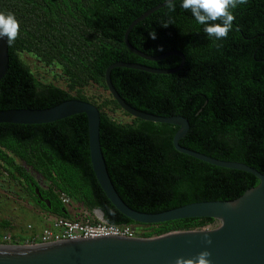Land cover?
I'll list each match as a JSON object with an SVG mask.
<instances>
[{
    "label": "trees",
    "instance_id": "trees-1",
    "mask_svg": "<svg viewBox=\"0 0 264 264\" xmlns=\"http://www.w3.org/2000/svg\"><path fill=\"white\" fill-rule=\"evenodd\" d=\"M163 2L0 0V12L14 13L20 26L16 40L9 44L8 72L0 81V110L47 108L69 99L95 104L101 113V144L111 179L130 207L147 213L198 201L234 200L260 183L250 172L178 151L173 143L177 125L134 116L131 122H123L109 113L120 109L130 115L108 89L106 71L111 64L125 61L162 69L181 65L180 56L152 61L125 43L129 25ZM180 4L181 0H175L174 11L166 5L153 12L133 28L129 39L153 56L180 50L185 64L168 74L117 67L112 70V82L140 110L187 117L190 130L181 139L182 146L244 162L264 173V0H247L233 9V27L220 41L209 38L204 25ZM152 30L155 39L149 35ZM24 53L61 67L67 87L42 84ZM89 86H98L105 94L99 99L87 96ZM0 164L44 210L58 216L70 218L62 200L67 194L88 210H103L108 223L142 225V237L219 223L215 218L197 217L139 224L118 210L93 170L84 113L46 124L0 123ZM26 166L47 182L46 188ZM36 187L51 207L39 199ZM94 220L99 219L94 215ZM0 228L11 229L13 224L0 219ZM3 236L0 242L5 243Z\"/></svg>",
    "mask_w": 264,
    "mask_h": 264
},
{
    "label": "water",
    "instance_id": "water-1",
    "mask_svg": "<svg viewBox=\"0 0 264 264\" xmlns=\"http://www.w3.org/2000/svg\"><path fill=\"white\" fill-rule=\"evenodd\" d=\"M163 2L136 18L125 32V43L130 50L148 60L156 61L171 55L182 58L175 69H162L135 62L119 61L106 71L110 93L123 110L143 120L179 126L173 143L175 148L202 161L226 168L244 170L259 178L260 183L234 200H206L192 202L158 213L141 212L130 207L120 196L108 171L101 144V113L98 107L81 99H69L47 108H11L0 110V123L46 124L76 114H86L89 125L90 156L96 177L111 202L127 217L139 224H156L184 218L211 217L220 222L214 228L182 230L153 237L104 235L62 239L43 244H0V264H175L177 257H195L207 249L211 264H264V173L244 162L219 159L184 147L181 139L189 132L190 122L183 115L162 116L130 105L112 82V70L127 67L152 73H173L186 62L185 54L173 50L161 55H149L134 47L129 39L133 28L156 10ZM10 66L9 43L0 39V81ZM39 199H44L39 187ZM104 219L103 210H95ZM211 240V243H208Z\"/></svg>",
    "mask_w": 264,
    "mask_h": 264
},
{
    "label": "rangeland",
    "instance_id": "rangeland-1",
    "mask_svg": "<svg viewBox=\"0 0 264 264\" xmlns=\"http://www.w3.org/2000/svg\"><path fill=\"white\" fill-rule=\"evenodd\" d=\"M24 60L30 65L32 71L42 84L54 83L63 88L67 87V80L62 75V69L58 65H46L40 61L35 55L24 53ZM85 94L87 96H94L99 99L101 94H105L104 90L98 86H89L85 89ZM109 113L114 119L123 122H131L133 116L126 115L120 109H110ZM19 163H23L18 160ZM3 164H0V219H9L13 224V228L4 229L0 228V238L4 234H10L22 238L27 233H33V228L37 225L42 227V222L46 215L51 214L44 210L34 198L32 193H28L19 182L14 180L10 173L6 171ZM28 171L35 176L37 181L42 187H47V182L40 177L38 173L33 171L30 167L26 166ZM16 175H18L16 173ZM19 177V175H18ZM69 198V203L67 207L75 210L77 212V219H82L86 211L92 212L94 215H98L95 210H88L82 203L73 199L66 194ZM31 225V228L29 227ZM220 225V222L216 226H211L207 228H214ZM138 228L142 229L143 226L139 225ZM25 234V235H24ZM0 244H5L0 242Z\"/></svg>",
    "mask_w": 264,
    "mask_h": 264
},
{
    "label": "clouds",
    "instance_id": "clouds-1",
    "mask_svg": "<svg viewBox=\"0 0 264 264\" xmlns=\"http://www.w3.org/2000/svg\"><path fill=\"white\" fill-rule=\"evenodd\" d=\"M169 11L175 10V0H165ZM247 0H181L180 6L185 10H190L192 16L198 24L204 25V32L209 38L220 41L226 38L233 27L235 16L233 9L239 5L246 4ZM219 21V23H216ZM168 24H163L167 26ZM19 21L12 12H0V39H5L7 43H13L18 34ZM152 39L156 38L154 30L149 31ZM211 243V240H208ZM210 253L207 249L197 253L195 257H177L175 264H211Z\"/></svg>",
    "mask_w": 264,
    "mask_h": 264
},
{
    "label": "built area",
    "instance_id": "built-area-1",
    "mask_svg": "<svg viewBox=\"0 0 264 264\" xmlns=\"http://www.w3.org/2000/svg\"><path fill=\"white\" fill-rule=\"evenodd\" d=\"M63 202L67 205L69 198L63 194ZM99 220H94V215L89 211L85 212L82 219H73L63 216L56 217L50 226L44 227L40 233H32L24 236V238H14L10 234H4L2 240L5 244L12 245H33L43 244L51 241L84 237H97L104 235H123L128 237L141 236V229L138 226L130 224H111L100 219L98 215H95ZM31 228V225L29 226Z\"/></svg>",
    "mask_w": 264,
    "mask_h": 264
},
{
    "label": "crops",
    "instance_id": "crops-1",
    "mask_svg": "<svg viewBox=\"0 0 264 264\" xmlns=\"http://www.w3.org/2000/svg\"><path fill=\"white\" fill-rule=\"evenodd\" d=\"M68 210H69V217H70V218H73V219H77V217H78L77 212H75V210H73V209H71V208H69V207H68ZM56 217H58V215H55V214H53V213H51V214H49V215H46V216L44 217V219H42V220H43V222L41 223V224H42V227L39 228V226L37 225V227L33 228L32 232H34V233H40L41 230H42L44 227H46V226H50V225L52 224V221H53ZM30 234H32V233H30ZM30 234L27 233L26 235H25V234H24V235L27 236V235H30Z\"/></svg>",
    "mask_w": 264,
    "mask_h": 264
},
{
    "label": "flooded vegetation",
    "instance_id": "flooded-vegetation-1",
    "mask_svg": "<svg viewBox=\"0 0 264 264\" xmlns=\"http://www.w3.org/2000/svg\"><path fill=\"white\" fill-rule=\"evenodd\" d=\"M42 196L44 197V198H46L43 194H42ZM135 226H137V225H135ZM139 226V225H138Z\"/></svg>",
    "mask_w": 264,
    "mask_h": 264
}]
</instances>
